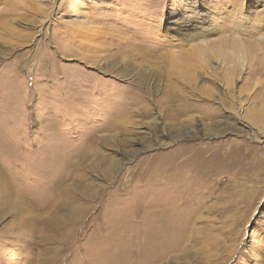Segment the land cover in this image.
<instances>
[{
	"label": "rangeland",
	"instance_id": "1",
	"mask_svg": "<svg viewBox=\"0 0 264 264\" xmlns=\"http://www.w3.org/2000/svg\"><path fill=\"white\" fill-rule=\"evenodd\" d=\"M263 110L264 0H0V264H264Z\"/></svg>",
	"mask_w": 264,
	"mask_h": 264
},
{
	"label": "bare ground",
	"instance_id": "2",
	"mask_svg": "<svg viewBox=\"0 0 264 264\" xmlns=\"http://www.w3.org/2000/svg\"><path fill=\"white\" fill-rule=\"evenodd\" d=\"M180 63V62H179ZM263 112V117H264V110L262 111ZM258 120H259V117H258Z\"/></svg>",
	"mask_w": 264,
	"mask_h": 264
}]
</instances>
